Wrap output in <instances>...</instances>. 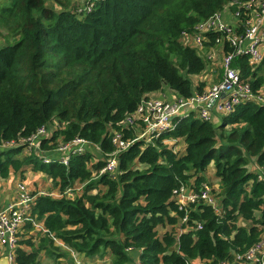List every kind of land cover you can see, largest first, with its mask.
<instances>
[{"label":"trees","instance_id":"16d2710c","mask_svg":"<svg viewBox=\"0 0 264 264\" xmlns=\"http://www.w3.org/2000/svg\"><path fill=\"white\" fill-rule=\"evenodd\" d=\"M231 1L247 0H102L86 15L76 12L72 0H5L0 5V145L47 125L55 128L42 140L43 148L77 136L101 148L99 154L90 147L64 165L44 163L24 147H0V179L31 168L45 173L61 192L83 185L74 199L37 197L32 216L47 232L37 246L31 239L21 242L32 250L18 246L17 264H44L43 250L54 260L63 257L67 252L61 253L56 239L87 257L107 255L110 264H132L131 248L141 250L143 264L233 263L236 254L260 240L264 103H241L217 121L195 112L179 117L171 131L149 143L135 140L120 153L117 178L95 177L106 153L114 150L115 131L137 137L123 123L143 98L165 86L184 98L192 96L190 76L201 74L208 62L183 43L182 34ZM224 49L229 51L227 45ZM233 65L243 78L251 76L255 91L264 86V60L254 72L246 56H237ZM169 140H182L185 151H175ZM212 163L223 213L191 204L189 225L202 221L203 227L175 237L184 212L174 192L191 185L199 191Z\"/></svg>","mask_w":264,"mask_h":264},{"label":"built area","instance_id":"2783aa9c","mask_svg":"<svg viewBox=\"0 0 264 264\" xmlns=\"http://www.w3.org/2000/svg\"><path fill=\"white\" fill-rule=\"evenodd\" d=\"M99 1L102 0H77V4H74L76 12L79 15H86ZM212 35H214V41H212ZM182 41L194 47L207 62L215 60L219 62L223 67L220 79L214 81L205 91L194 93L189 98L178 95L168 86L157 94H149L143 98L136 110L128 114L123 123L128 129H135L138 133L137 137L128 139L122 131H115L112 136L114 150L106 153L104 165L95 177L107 174L113 179L117 178L121 173L120 153L127 150L135 140L149 143L154 137L171 131L176 127L179 117L195 112L203 120L217 121L220 116L230 114L241 103L247 101L264 103V86L255 91L251 76L243 78L241 69L233 65L237 56H246L251 71L254 72L264 60V0L231 1L225 4L222 10L197 23L191 32H184ZM225 45L229 47L228 52H225ZM217 48H221V54L217 53ZM51 130H53L51 126L50 128L47 125L41 126L32 135L3 142L0 147L6 149L24 147L27 154L40 155L44 163L57 161L64 165L69 164L72 156L84 154L90 147L93 150H101L98 144L77 136L50 148V152L55 154L54 157L42 155L44 151L42 140L51 137ZM172 147L177 151L174 146ZM80 186L81 184L66 188L61 196L73 194ZM219 194L220 192L211 182L202 183L199 191L189 186H182L175 190L174 199L179 210L184 212L179 218L180 234L203 227L202 221H194V226L189 225L191 204H206L211 206L216 214L222 215ZM35 198L36 194L29 191L21 182L18 198L7 206L0 207V245L7 249L10 264H16L14 252L19 244V231L23 223L31 219V205ZM131 249L132 264H143L140 258L141 250ZM78 255V252H73L74 257ZM256 263L264 264V235L247 251L236 254L233 263L226 261L220 264Z\"/></svg>","mask_w":264,"mask_h":264},{"label":"crops","instance_id":"0c3cea01","mask_svg":"<svg viewBox=\"0 0 264 264\" xmlns=\"http://www.w3.org/2000/svg\"><path fill=\"white\" fill-rule=\"evenodd\" d=\"M220 49L221 48H217V50H216L217 53H219V54H221ZM208 67H209V69H208ZM208 67L201 74L197 75L196 79L192 80L193 94L201 92V91L202 92L205 91L206 89H208V87L214 81H217L218 79H220V77H221L220 64L208 61ZM153 94H157V93H153ZM171 94L173 96H177L176 94H173V93H171ZM167 142H169V144L171 143V141H167ZM179 142H182V141L179 140L178 142H174V144L172 145V146H174L176 148L177 151L180 150V149H177L178 147L180 148V146H178ZM183 145H184V147L181 149L182 153L185 151V144H183ZM87 147L89 149V146H87ZM50 150H51L50 147L44 148V151L42 152V155H48V156L54 157L55 154L50 152ZM99 154H101V153L99 152ZM255 168H256V163H253V164L250 165V169L251 170H254ZM31 172L45 174V173H43L41 171L40 172L39 171H34L31 168H27L25 173L22 174V175L20 173H12L8 178L0 179V180H2V182L0 184V207H5L9 203L13 202V200H16L18 198V196H19V184L21 182H23L27 186V189L29 191L33 192V190H37V188L33 187V183H32V180L30 178ZM205 174H206L207 179H208V177L210 178V176L211 177H215L216 180L214 181L215 183H213V185L215 186V188H217L218 190L220 189V191H221L220 179L216 176V169H215L214 163L209 165V167H208V169H207ZM11 182H14V185L13 184L11 185ZM208 182H211V181H208ZM38 184L41 187L42 186V181H38ZM77 185H79V184H77ZM82 187H83V185H81L79 189H76L73 194H68V197L74 199L75 197L82 195V193H83ZM189 187L190 188H194L193 185H191ZM39 189L40 190H38V191L43 190L42 188H39ZM35 192H37V191H35ZM34 194H36V198L34 199V202L31 205V216H30L31 219L26 221L25 223H23V225L21 226L20 231H19V234H22L24 239L20 240V238H19L18 246H20L22 249H24L26 251H31L32 247L27 245L26 243H21V242L26 241L27 239H31V241L34 243V245L37 246L38 243L40 242V239L43 238L46 235V232H47L43 222L36 221L33 218V216H32V208L35 205V201H36L37 197L39 195H43V194H41V192L34 193ZM187 194H188V192H187ZM48 195H51V196L56 197V198H60V197H62L61 196L62 192L59 191L56 188V192L54 194H48ZM176 226H178V227L176 228L177 232H175V237H178L179 234H180V232H179L180 228H179V225H176ZM162 229H164L163 232H165L167 227L166 228H162ZM55 243L61 248V251H67V254L71 258L70 261L73 262V264H89V263H86L87 260L85 262L83 257H82L83 259L82 258L79 259L81 254H79L77 257H74L73 256V252H77V251H75L74 249L70 248L62 240L56 239ZM44 253H46V250H43L39 254V259L44 264H63L62 260L64 258L66 259V256L64 255V257L58 258V260H54L49 255H47V253H46V255ZM14 254H15V252H14ZM5 255H7V249L0 245V258L5 256ZM15 256H16V254H15ZM95 257H99V256H93V257H90V258H95ZM109 261H110V259H109ZM16 264H17V262H16Z\"/></svg>","mask_w":264,"mask_h":264},{"label":"rangeland","instance_id":"374dc122","mask_svg":"<svg viewBox=\"0 0 264 264\" xmlns=\"http://www.w3.org/2000/svg\"><path fill=\"white\" fill-rule=\"evenodd\" d=\"M77 0H72V3L73 5L76 3ZM5 2V0H0V5L3 4ZM75 2V3H74ZM77 4V3H76ZM72 5V7H73ZM0 40L2 41V39L0 38ZM213 62V61H211ZM209 69V67H208ZM263 72H261L260 70V74L262 73V75H264V68L262 69ZM191 80L193 79H196L197 78V75H192L190 76ZM54 127V126H53ZM52 127V128H53ZM55 128V127H54ZM136 131V130H135ZM171 141V143L168 145L169 146H172L174 144V142H172V140H169ZM182 141V140H180ZM183 141L182 142H179L178 146H180V148L178 147L177 149H180L179 152H181V149L184 147L183 145ZM177 145V144H176ZM25 152V150H24ZM31 180H32V183H33V187L34 188H37V190H33L34 193H38V192H42L43 195H48V194H54L56 192V188L57 186L55 185V182H53L48 176H46L45 174H40V173H33L31 172V176H30ZM208 181H211V184L213 185V183H215L214 181L216 180L215 177H211L210 178L208 177L207 179ZM38 181H42V186L40 187L39 184H38ZM2 180H0V184H1ZM14 185V182H11V185ZM39 188H42L43 190L41 191H38L40 190ZM37 191V192H35ZM220 192V189L218 190ZM178 227V226H177ZM168 229H173L171 228L170 226L168 227ZM166 229V230H168ZM164 231V229L160 228L159 229V233L162 234ZM175 232H177V229L175 230ZM180 232V230H179ZM27 235V234H26ZM19 238L20 240L24 239L23 238V235L22 234H19ZM67 251H62L61 253H66ZM46 255V253H44ZM66 259L64 258L62 261H63V264H73V262L70 261V256L66 253ZM64 257V256H63ZM84 258L85 262L87 260L86 263H89V264H110V261H109V258L108 256L106 255V257H95V258H90V257H87V256H84V255H80L79 259L81 258ZM82 258V259H83ZM54 259V258H53ZM94 259V260H93ZM82 261V260H81Z\"/></svg>","mask_w":264,"mask_h":264},{"label":"water","instance_id":"95a60500","mask_svg":"<svg viewBox=\"0 0 264 264\" xmlns=\"http://www.w3.org/2000/svg\"><path fill=\"white\" fill-rule=\"evenodd\" d=\"M0 264H10L7 255L0 258Z\"/></svg>","mask_w":264,"mask_h":264}]
</instances>
